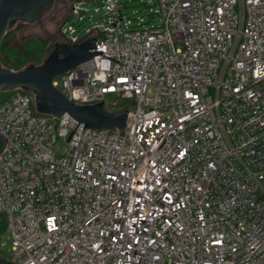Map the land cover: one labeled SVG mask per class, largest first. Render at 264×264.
I'll list each match as a JSON object with an SVG mask.
<instances>
[{
  "label": "built area",
  "instance_id": "2783aa9c",
  "mask_svg": "<svg viewBox=\"0 0 264 264\" xmlns=\"http://www.w3.org/2000/svg\"><path fill=\"white\" fill-rule=\"evenodd\" d=\"M103 8L96 49L118 61L97 53L52 85L126 101L123 128L40 113L20 87L0 100L6 260L264 264V0H157L159 23L140 29L117 0Z\"/></svg>",
  "mask_w": 264,
  "mask_h": 264
},
{
  "label": "water",
  "instance_id": "95a60500",
  "mask_svg": "<svg viewBox=\"0 0 264 264\" xmlns=\"http://www.w3.org/2000/svg\"><path fill=\"white\" fill-rule=\"evenodd\" d=\"M52 2L53 0H0V41L13 21L34 22L40 13L50 8ZM53 44L56 55L48 57L38 65L21 69L0 66V91L20 87L34 94L35 108L40 113L57 116L66 113L78 123L92 128H123L126 121L125 112H110L104 107L103 102L75 103L52 85L55 76L97 53L104 54L101 49H96L94 37H86L73 43L55 41ZM3 144L4 137L0 134V152ZM0 264L14 263L0 257Z\"/></svg>",
  "mask_w": 264,
  "mask_h": 264
},
{
  "label": "rangeland",
  "instance_id": "374dc122",
  "mask_svg": "<svg viewBox=\"0 0 264 264\" xmlns=\"http://www.w3.org/2000/svg\"><path fill=\"white\" fill-rule=\"evenodd\" d=\"M79 0H73L78 3ZM119 8L117 15H122L124 21L129 20L127 28L140 29L144 27L155 26L160 21V15L156 12L157 0H117ZM71 0H53L52 5L46 11L40 13L38 19L34 22L26 20H16L9 27L15 29V37L18 40H24L31 36H50L52 45L49 51L54 48L55 41H64L62 35L63 28L67 25H72L75 29L73 35L77 39L86 37H95L98 30H102L104 26L110 24L112 15L104 13L103 0H85L82 6L87 8V12H82V17L79 18L77 14L71 12ZM98 7L99 11L94 8ZM70 37L69 33H64ZM49 53V52H48ZM10 92H12L10 90ZM5 96V93L0 94V100ZM128 105L126 101L119 100L115 97L107 95L104 106H117L124 108ZM64 143H56V152L64 148ZM1 216H4L1 214ZM5 218V217H4ZM12 255L11 240L5 226L0 227V256L5 259H10Z\"/></svg>",
  "mask_w": 264,
  "mask_h": 264
},
{
  "label": "trees",
  "instance_id": "16d2710c",
  "mask_svg": "<svg viewBox=\"0 0 264 264\" xmlns=\"http://www.w3.org/2000/svg\"><path fill=\"white\" fill-rule=\"evenodd\" d=\"M52 41L50 36H31L20 41L15 37V29L9 28L0 41V66L21 69L38 65L48 57L56 55L54 48L49 51ZM10 90L0 91V94L5 93L3 97L6 98L11 93ZM104 107L113 113L122 110L117 106ZM1 226H5L4 216H0Z\"/></svg>",
  "mask_w": 264,
  "mask_h": 264
}]
</instances>
